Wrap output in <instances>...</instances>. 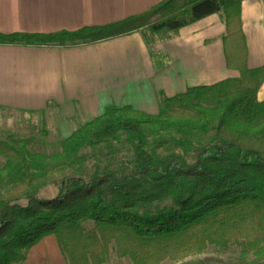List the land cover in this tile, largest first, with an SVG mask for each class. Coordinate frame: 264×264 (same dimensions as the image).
I'll return each instance as SVG.
<instances>
[{"label":"trees","instance_id":"obj_1","mask_svg":"<svg viewBox=\"0 0 264 264\" xmlns=\"http://www.w3.org/2000/svg\"><path fill=\"white\" fill-rule=\"evenodd\" d=\"M243 1L165 0L106 26L0 34V45L70 48L141 32L152 45L154 36L166 39L223 13L227 66L240 73L172 98L160 94L157 115L112 105L64 139L57 155L32 152L30 140H0V264L24 263L48 236L69 264H107L113 245L132 264L182 262L211 246L228 252L245 245L247 264H264V67L248 68ZM121 137L133 158L84 176L82 154ZM51 184L56 196L42 198Z\"/></svg>","mask_w":264,"mask_h":264},{"label":"crops","instance_id":"obj_2","mask_svg":"<svg viewBox=\"0 0 264 264\" xmlns=\"http://www.w3.org/2000/svg\"><path fill=\"white\" fill-rule=\"evenodd\" d=\"M163 1L0 0V34H55L106 26L139 16ZM241 20L248 68H262L264 0H244ZM226 34L225 16L219 13L166 39L154 36L152 45L141 32L70 48L0 45V108L56 110L62 132L70 135L112 105L157 115L160 94L172 98L189 88L240 76L227 66ZM258 101L264 102V83ZM22 264L69 263L56 237L48 236Z\"/></svg>","mask_w":264,"mask_h":264},{"label":"rangeland","instance_id":"obj_3","mask_svg":"<svg viewBox=\"0 0 264 264\" xmlns=\"http://www.w3.org/2000/svg\"><path fill=\"white\" fill-rule=\"evenodd\" d=\"M147 36L150 37V34L147 33ZM56 113V110L28 113L0 108V140H30L32 152L46 155L60 154L62 141L70 133L62 132ZM74 127L77 128L78 125ZM82 158L84 159L82 174L87 177L94 172L97 165L118 169L124 160L133 158V149L126 138L121 137L119 141H111L108 147L101 150L88 148L82 154ZM4 164L5 159L0 155V168ZM8 190L9 188H5L2 193H7ZM57 192V185L51 184L40 193V196L53 198ZM85 227L87 231L94 230L92 224H86ZM246 255L245 245L231 248L228 252H220L216 247L211 246L202 255L190 257L182 262L166 261L163 264H247L250 258ZM107 264H132V262L128 258L119 259L113 245Z\"/></svg>","mask_w":264,"mask_h":264}]
</instances>
